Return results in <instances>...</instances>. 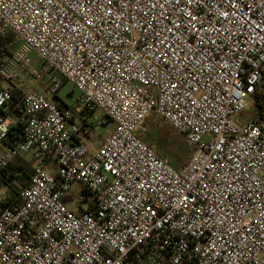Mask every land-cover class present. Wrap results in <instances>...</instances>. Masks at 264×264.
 <instances>
[{
	"label": "built area",
	"instance_id": "obj_1",
	"mask_svg": "<svg viewBox=\"0 0 264 264\" xmlns=\"http://www.w3.org/2000/svg\"><path fill=\"white\" fill-rule=\"evenodd\" d=\"M9 34L0 170L32 173L0 194V264H264V0H0ZM151 113L180 169L141 139Z\"/></svg>",
	"mask_w": 264,
	"mask_h": 264
},
{
	"label": "rangeland",
	"instance_id": "obj_2",
	"mask_svg": "<svg viewBox=\"0 0 264 264\" xmlns=\"http://www.w3.org/2000/svg\"><path fill=\"white\" fill-rule=\"evenodd\" d=\"M28 85H32V81L28 82ZM77 92L74 90L72 85L68 82L63 83L61 89L59 90L57 97L64 101L68 106H74ZM252 103L248 105V109L243 112L239 120L241 122L246 121L251 115ZM97 115H101L100 111H97ZM140 132H142V137H145L147 141L154 145L155 151L163 149L165 151V156L175 155L176 160L179 165L186 164L192 155L193 149L191 145L188 144L186 139L178 134L174 129H172L166 122L161 120L155 113H151L147 120L141 125ZM108 134V131L104 130L102 127L96 126L94 128V138L90 141L93 148H98L102 143L104 137ZM143 140V139H142ZM158 154V153H157ZM22 164L31 169L30 156H22ZM171 157V156H169ZM169 159V158H168ZM19 160V159H18ZM18 190L20 185L14 181L9 182V186H14ZM5 183L0 184V194H9V187ZM81 189L78 184H74L70 191L68 192L66 198L64 199L66 205L73 211L76 212L78 209L77 197ZM86 203H82L85 206Z\"/></svg>",
	"mask_w": 264,
	"mask_h": 264
},
{
	"label": "trees",
	"instance_id": "obj_3",
	"mask_svg": "<svg viewBox=\"0 0 264 264\" xmlns=\"http://www.w3.org/2000/svg\"><path fill=\"white\" fill-rule=\"evenodd\" d=\"M15 46H16V42H15L14 37L11 34L7 35V37H5V38L0 37V48L12 49ZM142 139L145 143L150 145L155 151L154 145H151V143L149 141H147L146 138L144 139L142 137ZM157 153H158L157 155H159L160 157L166 158L168 160V162L176 169H180L181 167H183L185 165V163L183 165H179L177 160H176L175 155H168V156L164 157L166 154H165V151L163 149H161V150L158 149ZM169 156H171V157H169ZM5 173H9L10 176L6 177ZM17 173H19V174L15 175ZM31 173H32L31 169H29L28 166L25 167L22 164V162L20 161V162H18V165H16V166L10 165L5 170H3V171L0 170V184H1V182H3L6 185H8L10 181H14L20 185V188L18 190L13 188L16 186V184L14 186L8 185L9 190H10L8 196L11 199H13L18 194L19 190L22 189L27 184Z\"/></svg>",
	"mask_w": 264,
	"mask_h": 264
},
{
	"label": "crops",
	"instance_id": "obj_4",
	"mask_svg": "<svg viewBox=\"0 0 264 264\" xmlns=\"http://www.w3.org/2000/svg\"><path fill=\"white\" fill-rule=\"evenodd\" d=\"M143 138L145 139V137H143ZM20 161H21L20 159L16 161L17 165H18V162H20Z\"/></svg>",
	"mask_w": 264,
	"mask_h": 264
}]
</instances>
